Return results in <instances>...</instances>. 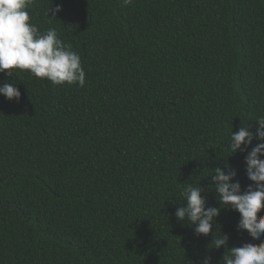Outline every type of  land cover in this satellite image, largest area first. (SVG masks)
Listing matches in <instances>:
<instances>
[{
	"label": "trees",
	"instance_id": "obj_1",
	"mask_svg": "<svg viewBox=\"0 0 264 264\" xmlns=\"http://www.w3.org/2000/svg\"><path fill=\"white\" fill-rule=\"evenodd\" d=\"M29 11L78 52L86 84L0 73L21 92L0 95V264H222L227 250L175 212L189 183L220 207L210 175L233 155L232 131L255 133L264 117V0H32ZM228 162L246 189L244 154ZM239 219L223 209L215 237L259 244Z\"/></svg>",
	"mask_w": 264,
	"mask_h": 264
},
{
	"label": "clouds",
	"instance_id": "obj_2",
	"mask_svg": "<svg viewBox=\"0 0 264 264\" xmlns=\"http://www.w3.org/2000/svg\"><path fill=\"white\" fill-rule=\"evenodd\" d=\"M125 6L133 0H123ZM32 0H0V73L14 76L13 70L27 71L31 75L50 81L54 86L86 84V72L81 56L70 43H65L55 28L43 32L31 22ZM63 11V5L51 7L46 16L55 19ZM0 95L8 101L20 103L21 92L15 82L0 85ZM256 132L251 125L241 126L231 133L227 150L235 156L244 154L245 174L251 182L242 190L238 171L223 159L224 166L213 169L211 187L217 194L220 207L208 206L207 197L199 185L189 183L181 195L184 203L175 216L178 222L187 221L194 226V235H212L214 249L225 248L228 254L222 264H264V215L258 217L264 207V117H258ZM254 141H259L253 146ZM227 209L240 215L237 231H246L256 243H246L240 247H228L229 237L221 232L215 237L213 228L221 211ZM215 237V238H214ZM230 250V251H229ZM201 264H213L211 256H205Z\"/></svg>",
	"mask_w": 264,
	"mask_h": 264
}]
</instances>
